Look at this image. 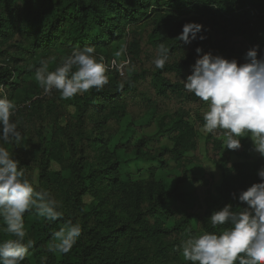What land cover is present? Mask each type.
<instances>
[{"label": "trees", "instance_id": "trees-1", "mask_svg": "<svg viewBox=\"0 0 264 264\" xmlns=\"http://www.w3.org/2000/svg\"><path fill=\"white\" fill-rule=\"evenodd\" d=\"M94 0H0V95L1 88L7 92V97L14 103L15 93L26 83L27 77L39 67L35 63L37 55L42 56L54 54V50L59 45H86L92 46L95 52L104 47H109L112 40L122 39L125 35L126 27L129 23H140L152 25V31L146 39V45L156 52L159 45L169 49L168 58L164 68L154 67L146 68L143 55L145 53L142 47V34L139 32H130L132 38L129 41L131 46L130 55L137 63L138 71L135 75L123 79L119 74L115 79L106 84L103 89L97 91L91 89L88 99L83 102L75 101L74 118L78 121V132L84 133L90 131L92 125L103 131H110L116 120L124 115V109H127L129 102H142L147 109H157L159 103L155 100H164L174 103H181L180 110H165L162 115V122L169 119L173 120L171 129L173 130V146L162 147L153 152L148 151L144 154L147 159H158L163 167H169L170 159H183L186 153L198 151L199 143L193 124L186 118V107H191L192 102L199 101L194 94L188 93L184 88V80L191 74L196 50H192L183 60L180 55L187 51L190 44H185L183 40L177 39L186 22H197L203 25L201 33L203 40L197 38L194 41V47H200L202 52L220 55L229 60L236 59L238 64L247 62V51L258 46V58L264 57V2L255 5L253 10H247L246 5L251 0H142L141 4L134 5L133 8L124 10L125 3L122 0L110 1L111 12H104ZM128 1V0H126ZM55 3L54 10L51 11L52 4ZM121 5L123 9H118ZM152 5L155 8L150 10ZM120 6V7H121ZM192 7V8H191ZM199 8V9H198ZM194 9L201 12L207 24H212L214 34L220 36V42L213 45L211 34L205 30V26L199 16L184 18L183 20L172 21V16L176 14L188 15ZM156 11V13H153ZM114 13L116 14L114 16ZM220 20H217L216 16ZM118 22L114 33V23ZM119 32V33H116ZM236 42H239L237 44ZM69 47V46H66ZM156 55V54H155ZM46 57V56H43ZM149 83V89L143 87V84ZM103 102H99L100 98ZM186 113V114H185ZM27 116L22 110H15L12 120L18 122L19 130L31 131V126L27 125ZM204 122V119L200 116ZM205 123V122H204ZM223 130H217L215 133H209L207 136V156L221 170L223 181L219 187L220 199L214 200L210 195L208 200L200 206L204 212H210L211 208L217 203L222 208L226 204H231L233 210L239 211L247 207L246 202L239 200V194L250 187L253 183L259 182L258 170L264 166V156H261L254 162L251 168L240 166L233 163L229 155L221 153L222 145L218 136ZM246 134L241 137V145L248 147ZM46 134L39 140L41 152L36 160L46 174L48 168V159L44 152V139ZM81 137H83L81 135ZM82 138L81 142L72 141V148L79 150L81 159L86 160V154L89 150L90 139ZM148 139L141 140L140 147L144 148ZM17 141L11 142L16 144ZM9 143L0 141V145L6 146ZM247 155L242 152L240 155ZM181 165V174L178 177L175 187L168 190L162 187L160 195L163 201L176 199L178 204L187 205L194 201L193 205L198 203L196 199V183L207 182L205 175L199 174L193 166H189L184 159ZM79 163V162H78ZM125 163L116 158L107 166V173L110 180L108 186L113 187V183L118 180L119 169ZM85 165L79 164L77 175L81 184V189L75 191L76 200L81 194H85L91 189L90 182H87L88 176L84 175ZM26 175V174H25ZM60 175V174H59ZM235 194V195H234ZM194 195V196H193ZM63 216L54 222H40L38 219L33 221L26 219L30 226L34 225L35 238L32 241V247L29 249L32 253L45 251L46 245L52 242V233L59 230L66 221L73 219L68 217L64 208L59 209ZM97 224H93L87 231L82 230L81 236L76 244L67 254L63 263L57 264H149L141 256H134L131 247L120 251L121 258L116 256L118 253L116 244L118 239L97 229ZM229 225H220L218 233L223 231ZM3 241V240H2ZM0 241V242H2ZM28 241L25 240V243ZM97 259V260H96ZM188 264H191L189 262ZM238 264V261H237Z\"/></svg>", "mask_w": 264, "mask_h": 264}, {"label": "rangeland", "instance_id": "rangeland-1", "mask_svg": "<svg viewBox=\"0 0 264 264\" xmlns=\"http://www.w3.org/2000/svg\"><path fill=\"white\" fill-rule=\"evenodd\" d=\"M125 3L124 10L141 4L142 0H122ZM264 2V0H262ZM104 12H111L110 1L94 0ZM192 2V0H190ZM260 0H251L247 10H253ZM53 3L51 11L54 10ZM118 5V9H123ZM156 10L152 5L150 10ZM192 8V7H191ZM199 9V8H198ZM194 9L188 15L176 14L172 21L183 20L193 16H199L205 30L211 34V42L216 45L220 42V36L214 34L212 24H207L201 12ZM153 13H156L154 11ZM116 14L114 13V16ZM217 20H220L217 15ZM118 22L114 23V33ZM142 34V47L145 51L143 58L146 68L154 67L156 52L146 45V39L152 31V25H144L142 22H131L127 25L125 35L122 39H115L110 42L109 47L96 52L97 57H103L107 68L106 75L109 82H112L117 74L123 79L135 75L139 70L135 59L130 55L131 46L129 41L132 35L130 32ZM119 33V32H116ZM192 41L187 51L183 52L179 59L183 60L196 50ZM239 44V42H236ZM59 45L54 54L46 55L42 52L34 60L40 66L42 59L47 60L50 71L60 66L62 58L71 54L77 45ZM123 49V51H121ZM121 51L119 56L116 55ZM46 56V57H43ZM197 60L201 56L197 51L193 55ZM26 83L15 93L14 104L16 109L22 110L27 117V125L31 131L20 130L22 138L16 144L4 146L19 161V167L23 168L26 177L30 180L36 190L48 191L57 201L60 202V209L64 208L65 214L73 219V223H79L82 230L87 231L93 224L111 238H117L115 255L120 257L121 252L128 246L131 247L134 256L141 258L149 264H188L182 255L180 245L182 241L191 235H199L204 232H216L220 226L213 227L208 219L212 212L220 209L215 204L210 212H204L200 205L211 195L214 200H219L221 195L219 187L223 177L221 170L207 156V136L204 129V122L200 119L208 109L207 102H192L191 107H186V118L193 124L197 134L199 148L197 152L186 153L183 159H170L169 167H163L158 159H147L144 157L148 151H157L162 147L173 146V120L162 122V115L165 110H180L181 103H174L164 100H155L159 103L158 110L147 109L142 102H129L127 109L123 110L124 115L116 120L110 131L106 132L95 127L91 123L90 131L83 128L84 133L78 132V121L74 118L75 101L83 102L88 99L91 89L82 94H76L72 98L64 99L60 92L53 89L51 94H44L35 80V71L26 79ZM149 89V83L143 84ZM1 93L7 95L5 89ZM99 102H103L101 97ZM12 119V118H11ZM46 134L44 139V155L49 161L46 174L38 164L36 158L41 152L39 140ZM81 135L83 137H81ZM90 139V148L86 154V160L81 159L79 150L72 148V141L81 142L84 138ZM222 145L221 153L229 155L233 163L251 168L261 155L255 150L251 136L247 137L248 147L241 145L238 149L230 150L224 147L223 136L218 137ZM148 139L144 148L140 147L141 140ZM241 141V137H239ZM246 152L247 155H240ZM122 162L119 169V177L113 187L107 185L110 176L107 173V166L116 158ZM193 166L201 175H205L206 183H196V205L190 203L179 205L176 199L163 201L160 191L162 187L172 189L175 187L178 177L181 174L183 160ZM79 162V163H78ZM85 165L83 174L88 176L91 189L81 194L76 200L75 191L81 189L77 175L78 165ZM60 174V175H59ZM194 196V195H193ZM33 221L38 219L45 222V218L30 210L24 214L25 240H33L35 233L34 225L30 226L26 219ZM48 222V221H47ZM65 224V223H64ZM62 224V226L64 225ZM13 238L6 232V226L0 218V241ZM48 243L45 251L32 253L29 251L22 264H57L63 263L65 257L48 251ZM128 247V248H129ZM97 260V259H96ZM125 264H128L126 262Z\"/></svg>", "mask_w": 264, "mask_h": 264}, {"label": "clouds", "instance_id": "clouds-1", "mask_svg": "<svg viewBox=\"0 0 264 264\" xmlns=\"http://www.w3.org/2000/svg\"><path fill=\"white\" fill-rule=\"evenodd\" d=\"M22 2V0H21ZM203 25L186 22L177 39L190 44L197 38L203 40ZM258 46L250 48L247 62L204 53L195 61L191 74L184 80V88L201 101L207 102L203 114L204 129L208 133L223 130L224 147L230 150L241 146L239 137L250 134L254 148L264 156V57L258 58ZM123 51V49H121ZM121 51L116 53L117 56ZM197 53L202 49L197 47ZM169 49L159 45L153 61L162 69ZM107 68L103 57H97L94 47L74 48L62 58L60 66L50 71L45 59L35 69V80L44 94L55 89L64 99L76 94L97 91L108 84ZM16 105L7 95H0V141H20L18 122L11 119ZM260 181L239 194L247 207L235 211L231 204L212 212L208 218L213 227L229 225L223 231L191 235L182 241L180 249L186 262L191 264H264V166L258 170ZM235 195V194H234ZM60 202L48 191L36 190L26 177L19 161L0 145V218L10 239L0 242V264H22L32 247L25 243L24 214L35 210L49 222L63 216ZM79 223L71 220L52 235L48 251L67 254L81 236Z\"/></svg>", "mask_w": 264, "mask_h": 264}]
</instances>
